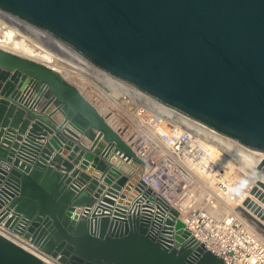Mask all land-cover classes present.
<instances>
[{"label": "water", "instance_id": "95a60500", "mask_svg": "<svg viewBox=\"0 0 264 264\" xmlns=\"http://www.w3.org/2000/svg\"><path fill=\"white\" fill-rule=\"evenodd\" d=\"M0 11L264 169V0H0ZM0 125V224L43 253L61 264H224L174 209L140 210L151 188L110 165L139 158L55 68L0 48ZM0 264L44 263L0 234Z\"/></svg>", "mask_w": 264, "mask_h": 264}, {"label": "built area", "instance_id": "2783aa9c", "mask_svg": "<svg viewBox=\"0 0 264 264\" xmlns=\"http://www.w3.org/2000/svg\"><path fill=\"white\" fill-rule=\"evenodd\" d=\"M2 15L7 14L0 11V39L8 27ZM125 86L116 85L120 90L116 94L102 83L98 88L105 99L151 139L139 136V142L133 139L131 143L97 109L139 158L138 163L125 158L122 161L131 164L132 178L142 180L152 190L150 195H138L143 205L140 210H151L155 215L158 205L166 218L169 208L174 209L189 237L202 243L224 264H264V236L249 228L236 211L241 205L250 207V199L263 198L264 188L247 176L245 168L221 142H216L213 130L196 122L199 126H195L179 112ZM94 101L105 111L101 100L95 97ZM0 234L44 264H61L2 223Z\"/></svg>", "mask_w": 264, "mask_h": 264}, {"label": "bare ground", "instance_id": "6f19581e", "mask_svg": "<svg viewBox=\"0 0 264 264\" xmlns=\"http://www.w3.org/2000/svg\"><path fill=\"white\" fill-rule=\"evenodd\" d=\"M1 18L5 19V21L9 24H7L8 27L6 28V32L9 36H11V39L8 41H5L3 38L0 39V48L12 51L14 53H17L19 55L25 56L27 58H31L37 61H40L42 63H45L49 66L54 67L57 71L61 73V71L64 72L65 76L70 77L71 80L74 82H71L73 85H75L80 92L91 102L94 103L98 109L100 108L103 111L104 116L107 118V122L111 124L113 127L117 128V131L121 134L123 132L124 138H128L131 143L140 141V138L145 139H151L152 137L148 135L146 132L144 133L140 129H137V127L134 125V123L131 121V119H128L126 115H124L123 112L117 110V108L114 107L113 103L109 101L108 99H105V96L99 93L98 85L95 86L90 81L88 76L94 77L97 81L104 84L107 88H110L111 91L114 93L120 92L119 89H116V85H120L123 88H127L124 83L121 81L115 79L111 75L107 74L106 72L100 70L96 66H94L91 62L87 61L86 59L82 58L78 54L66 49L61 44L50 38L48 35L43 33L42 31L38 30L37 28L33 27L32 25L23 22L13 16H10L7 14L2 15ZM4 23L3 21H1ZM11 25H14L18 28V30L22 31L24 34H27L31 36L32 38L38 40L41 42L42 46H46L49 48H53L54 51L59 52L63 54L65 57L70 59L64 60L60 59L57 56L48 53V56H45L47 58H44L43 56L37 58L34 57L32 54H28L21 50L17 42L15 41L13 37H15V34L18 33L15 28H12ZM13 31V32H11ZM69 81V80H68ZM103 93V92H102ZM97 98L98 100H101V103L105 106V111L99 106L97 101H94V98ZM103 107V106H102ZM187 119L188 122L191 124H194L195 126H199L194 121ZM138 135V138L136 137ZM135 136V138H134ZM134 139V140H133ZM214 139L216 142H221L222 147L233 155L234 159L243 167L245 168L247 176L253 178L258 185H262L264 188V169L259 168L258 164L259 162H255L249 157L245 156L244 154L240 153L236 149L232 148L227 144V142L221 137L220 134L217 132H214ZM148 141V140H146ZM221 150V149H220ZM246 200H249L247 198ZM250 207L241 205L236 208L237 213L240 215V217L245 221V223L249 226V228L253 229L256 233L259 235H263L264 232V197L263 198H254L250 199Z\"/></svg>", "mask_w": 264, "mask_h": 264}, {"label": "rangeland", "instance_id": "374dc122", "mask_svg": "<svg viewBox=\"0 0 264 264\" xmlns=\"http://www.w3.org/2000/svg\"><path fill=\"white\" fill-rule=\"evenodd\" d=\"M9 24V23H8ZM10 25V24H9ZM18 33L15 34V37L12 36V38L15 39V41L17 42L18 47L23 50L24 52L28 53V54H32L34 55V57H41L43 56L44 58H47L45 56H48V53L51 52L50 54H53L55 56H57L60 59H64V60H69L67 57H65L63 54L59 53V52H55L53 48H49L46 46H42L41 42H39L38 40L32 38L31 36L24 34L22 31L16 29ZM13 32V31H11ZM3 39L5 41H8L9 39H11V36H9L6 32V35H3ZM61 74L64 75V77L69 80L70 82H73L71 80L70 77H66L64 72L61 71ZM88 78L90 79V81L93 83V85L95 86H99L100 82L97 81L94 77L92 76H88ZM74 83V82H73ZM104 85V84H103ZM116 94V93H115ZM264 235V232H263Z\"/></svg>", "mask_w": 264, "mask_h": 264}, {"label": "crops", "instance_id": "0c3cea01", "mask_svg": "<svg viewBox=\"0 0 264 264\" xmlns=\"http://www.w3.org/2000/svg\"><path fill=\"white\" fill-rule=\"evenodd\" d=\"M50 110V109H49ZM48 113V110H46L45 111V114H47ZM26 117H28L27 116V114L25 113V115H24V118H26ZM61 119H62V116H61V114L60 113H55L53 116H52V118H51V121L55 124V125H57L58 126V124L60 123V121H61ZM35 120L34 119H31V121H30V124L31 123H33ZM1 126V125H0ZM8 127H9V125H7L5 128H4V130H6V129H8ZM29 128H30V125L28 126V129L27 130H29ZM15 132L16 133H18V130H15ZM26 133H28V131H26ZM26 133H22L21 134V136L22 137H24L25 135H26ZM53 135V133H49V134H47L45 137H39V140H38V142H40V143H47V141H48V139L51 137ZM63 135V134H62ZM80 137H79V139H78V141H80L83 145H85V146H88L89 144H90V141L86 138V137H84V136H82V135H79ZM63 137L65 138V136L63 135ZM66 141V140H65ZM21 143H22V141H21ZM20 144V143H19ZM63 144V145H62ZM61 144V148H63L64 146H65V144L66 143H62ZM82 146V145H81ZM53 147V146H52ZM61 148L58 150L57 148H55V147H53V152H52V155H54V154H59V156H60V159L61 160H68L69 162H72L73 163V159L71 160V159H67V154L70 152V149H67V154H63V153H61L60 152V150H61ZM52 155H51V157H52ZM50 157V158H51ZM120 159V157L118 156V155H116L115 154V159H112L111 161L112 162H110V165L111 166H113V167H116V168H118V170L120 171V173H122V174H126L127 176H129L130 178H132L131 177V173H130V168H131V164H128V163H126L125 161H122V164H121V166H119V167H117L116 166V163H117V161ZM73 165H74V168L76 169V168H78V165L77 164H74L73 163Z\"/></svg>", "mask_w": 264, "mask_h": 264}]
</instances>
